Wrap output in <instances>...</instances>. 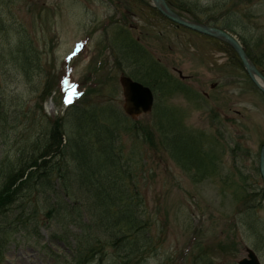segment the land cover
Masks as SVG:
<instances>
[{
	"label": "rangeland",
	"instance_id": "1",
	"mask_svg": "<svg viewBox=\"0 0 264 264\" xmlns=\"http://www.w3.org/2000/svg\"><path fill=\"white\" fill-rule=\"evenodd\" d=\"M169 1L177 6L182 0ZM183 1H192V5L186 6L190 9L183 13L204 22L207 16L216 19L230 9L226 8L224 0ZM247 1L245 8H237L241 18L247 22L246 31L239 30L235 34L239 37L240 32L251 38L257 33L256 19L251 20L247 10L255 9L254 16L259 24H263L260 18H264V12L259 16L258 10L264 11V8L258 7L261 2L264 4V0ZM195 2L199 9L193 6ZM250 4L253 6L247 8ZM123 14L124 17L120 18ZM109 19L112 23L104 27ZM0 23L7 27L22 24L29 32V42L37 46L39 53L38 65L33 63L27 75L22 74L11 49L15 35L7 29H0V102L12 118L15 113H24L29 115L30 123L36 122L34 127L29 123L24 127L20 116V119L11 118L7 126L4 124L0 128V157L5 149H15L16 139L13 137H20V130L24 131L23 137L31 130L34 134L33 130L41 122L47 125V115L55 118L65 114L58 79L64 73L65 67L61 64L69 57L68 69L72 80L79 83L86 77L82 92L98 81L97 88L102 87L103 93L90 95L91 101L106 100L105 103L122 110L118 76L121 72L127 73L129 68L115 44L110 41L108 45V39H112L107 36L117 30L137 39L165 62L176 78L177 73L171 67L181 69L189 76L182 81L184 84L201 95L207 94L206 101L201 104L199 99H186L181 94H175L167 101L185 113L184 120L188 125L210 133H215L210 114L217 110L229 127L222 137L239 141L249 151L242 160L249 182L264 186L257 173L259 149L264 142V95L248 81L243 69L235 64L236 56L224 43L165 20L151 7L149 0H0ZM100 42L103 43L101 49L97 44ZM87 65L97 67L94 73L88 74ZM47 79L53 82V86L51 88V83L47 89L50 92L46 95L43 87ZM105 91H112L113 95L109 96ZM83 96H78L75 103L80 102ZM196 104L200 106L196 107ZM128 120L130 124L134 122L129 117ZM147 122L148 117L142 115L136 125L141 128ZM3 127L8 130V138L4 137ZM62 139H65L64 134ZM121 145L123 152L129 148L135 150L134 160H129L128 164L137 168L139 187L154 236V251L147 253L139 264H203L195 262L203 253L210 257L211 264H237V260L246 254V246L254 249L264 264V233L258 235V232L247 230L237 222L238 216H234L236 201L228 190H223V174H231L235 169L230 156L221 158L219 175L194 182L169 157L144 143L142 138L121 132ZM49 195L51 200L63 196L64 200L71 198L74 201V197H80L77 202H83L80 195L59 193L56 197L54 192ZM260 204L264 208V195ZM83 208L81 206L76 212L82 211V220L86 222L87 213ZM258 214L263 217V210ZM75 216L79 219V215ZM62 222L65 226L60 233L46 219H42L34 235H27L19 227L7 239L10 242L5 245L0 264H56L57 259H64L69 248L55 237L70 230L79 231V228H73V224L66 220Z\"/></svg>",
	"mask_w": 264,
	"mask_h": 264
},
{
	"label": "trees",
	"instance_id": "2",
	"mask_svg": "<svg viewBox=\"0 0 264 264\" xmlns=\"http://www.w3.org/2000/svg\"><path fill=\"white\" fill-rule=\"evenodd\" d=\"M225 3H229V8H238V4L244 8L248 4L243 0H225ZM232 3H235V7H230ZM260 4L258 9L264 8V4ZM258 11L259 14L260 11L264 12L260 9ZM234 14L236 11H231L225 17L215 19L214 23L231 28L238 24ZM232 15L233 18H230ZM260 19L264 22V18ZM22 40L24 41L20 44ZM25 40L22 36L16 42L13 59L22 73L27 75L33 63L38 65L39 53L31 42ZM262 43L264 38L258 37L246 41L244 47L249 57L264 73V46L260 49ZM145 56L143 60H136L137 67L133 76L151 84L162 94H170L174 87H182L162 67V63L150 53ZM160 68L162 70L158 72ZM93 108L86 103L69 107L64 125L71 122L75 127L76 124L77 135L74 131L68 133L67 142L63 145V122L62 119H56L49 121L47 127L42 126L34 131L35 134L28 131L23 137L24 131L20 130V137H13L16 139L15 149L2 151L0 256L8 243L7 239L19 227L27 235H34L42 219L60 225L66 220L68 224L72 223L79 228V231L70 230L68 234L55 237H61L69 248V258L58 260L57 264H130L134 260V263H139L145 260L147 253L154 251V236L150 231V218L139 191L138 171L128 164L129 160H134L135 154L126 149L123 152L120 131L112 121L121 113L111 105L99 104ZM10 116L5 105L0 102V128L4 124L7 126L12 118ZM20 116L23 117V126L26 127L29 115L15 113L12 119H20ZM217 117L220 119L219 115ZM151 122V128L144 130L145 140L154 145L158 138L164 150L194 180L214 172V159H217L216 140L211 138L209 147H206L201 134L182 122L175 107L165 103L156 104ZM2 130L4 137L8 138L7 128L3 127ZM217 145L221 153L229 150L235 158L236 150H244L239 143L231 146L227 139L223 144L217 141ZM245 151L247 150L243 153ZM237 175L238 181H232L231 184L232 194L235 200L243 201L242 205L245 207L251 200H256L254 196L258 192L255 186L246 183L240 171ZM56 183L58 187H55ZM52 192L56 197L59 193L85 195V204L68 202L63 196L51 200L49 194ZM34 197L37 199L32 200ZM81 206H84L83 211L87 213V221L80 216L78 223L79 219L75 215L82 213L76 212ZM55 226L57 229L61 228ZM108 248H112V254ZM204 257L199 254L196 261L199 262Z\"/></svg>",
	"mask_w": 264,
	"mask_h": 264
},
{
	"label": "water",
	"instance_id": "3",
	"mask_svg": "<svg viewBox=\"0 0 264 264\" xmlns=\"http://www.w3.org/2000/svg\"><path fill=\"white\" fill-rule=\"evenodd\" d=\"M155 2L159 6V9L169 18H172L173 20L178 21L191 28H195L202 32H206L210 35H213L224 41L229 42L240 55L250 78L264 92V76L255 68V66L247 58L244 51L242 50L241 45L238 43L236 39L231 37L228 33H226L223 30L213 28V27H208L202 23L188 21L182 18L175 12L171 11L164 0H155ZM120 81L123 86V92H124V97H125V103H124L125 110L131 116H135L142 110L147 111L152 101V95H151L149 88L146 86H143L142 84L138 82L132 81L127 76H121ZM259 168L264 178V145L261 147V150H260ZM248 256H249V259L243 258L242 260L239 261V263L240 264H258L255 254L250 249H248Z\"/></svg>",
	"mask_w": 264,
	"mask_h": 264
},
{
	"label": "bare ground",
	"instance_id": "4",
	"mask_svg": "<svg viewBox=\"0 0 264 264\" xmlns=\"http://www.w3.org/2000/svg\"><path fill=\"white\" fill-rule=\"evenodd\" d=\"M151 229V228H150ZM151 231V230H150ZM58 241L60 240V238H56Z\"/></svg>",
	"mask_w": 264,
	"mask_h": 264
}]
</instances>
